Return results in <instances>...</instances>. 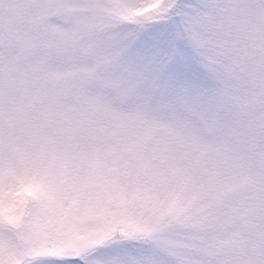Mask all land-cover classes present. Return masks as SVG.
Listing matches in <instances>:
<instances>
[{
    "label": "snow or ice",
    "instance_id": "obj_1",
    "mask_svg": "<svg viewBox=\"0 0 264 264\" xmlns=\"http://www.w3.org/2000/svg\"><path fill=\"white\" fill-rule=\"evenodd\" d=\"M0 264H264V0H0Z\"/></svg>",
    "mask_w": 264,
    "mask_h": 264
}]
</instances>
